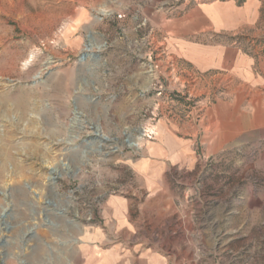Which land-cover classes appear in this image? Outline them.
I'll list each match as a JSON object with an SVG mask.
<instances>
[{
    "label": "rangeland",
    "instance_id": "obj_1",
    "mask_svg": "<svg viewBox=\"0 0 264 264\" xmlns=\"http://www.w3.org/2000/svg\"><path fill=\"white\" fill-rule=\"evenodd\" d=\"M196 1L0 0V264H80L112 197L140 215L137 165L165 142L186 156L170 264H264V83L235 97L177 60L164 25ZM244 51L264 58V36Z\"/></svg>",
    "mask_w": 264,
    "mask_h": 264
},
{
    "label": "crops",
    "instance_id": "obj_2",
    "mask_svg": "<svg viewBox=\"0 0 264 264\" xmlns=\"http://www.w3.org/2000/svg\"><path fill=\"white\" fill-rule=\"evenodd\" d=\"M183 6L177 17L164 25L167 47L177 50V60L190 64L194 71L209 73L212 80L228 82L227 87L231 85L229 91L235 97H241L246 88L255 91L258 84L264 83V58L257 59L244 51L264 36V0H244L239 4L236 0L203 4L197 0ZM101 13L106 15L108 11ZM217 35L222 37L215 39ZM205 39L212 41L205 43ZM213 111L224 113L219 119L228 121L231 129L236 123L238 130L256 125L254 120L249 123L239 119L237 115L241 112L232 105L221 103ZM152 147L150 155L137 165L136 173L142 182L141 192L136 196L140 215H133L130 197H112L107 207L113 218L111 229L104 226L87 232L84 239L87 250L83 251L80 264H170L171 257H183L176 231H166L168 224L160 219L169 218L170 225L169 221L178 218L174 210L176 187L168 184L167 177L170 168L183 162L186 156L174 153L167 142ZM151 204L155 207L150 209ZM146 217L150 218L147 225ZM108 234L112 235L111 240L107 239ZM9 264L18 261L12 259Z\"/></svg>",
    "mask_w": 264,
    "mask_h": 264
},
{
    "label": "bare ground",
    "instance_id": "obj_3",
    "mask_svg": "<svg viewBox=\"0 0 264 264\" xmlns=\"http://www.w3.org/2000/svg\"><path fill=\"white\" fill-rule=\"evenodd\" d=\"M101 46H97V48H100ZM94 49V47L92 46V45H90V46H88V50H93ZM6 105H4L3 104V102L0 100V112H3L5 109H6ZM98 130V132L99 133H101V131H100V127H98L97 128ZM140 141V140H139ZM138 140H129V142H128V145L130 146V147H134V148H137V149H139L140 148V142H139ZM65 167V166H64ZM50 179V178H49ZM51 179L53 180V179H56L55 177H51Z\"/></svg>",
    "mask_w": 264,
    "mask_h": 264
}]
</instances>
